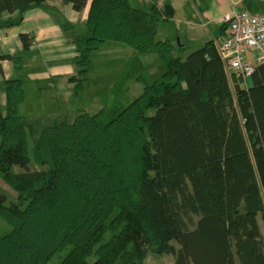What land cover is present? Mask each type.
I'll use <instances>...</instances> for the list:
<instances>
[{"label":"trees","instance_id":"16d2710c","mask_svg":"<svg viewBox=\"0 0 264 264\" xmlns=\"http://www.w3.org/2000/svg\"><path fill=\"white\" fill-rule=\"evenodd\" d=\"M46 1L0 0V14H16L12 27ZM59 1L79 12L87 4ZM172 16L169 4L90 1L67 77L74 94L105 43L161 65L157 79L135 76L139 94L107 122L104 108L21 115L22 80L4 82L0 180L16 200L7 204L0 187L10 228L0 231V264H47L68 248L58 264H144L150 253L172 254V264H264V64L247 50L243 77L218 56L226 34L182 43L168 34ZM20 41L27 49L33 36ZM4 59L21 66L0 54V75Z\"/></svg>","mask_w":264,"mask_h":264},{"label":"crops","instance_id":"0c3cea01","mask_svg":"<svg viewBox=\"0 0 264 264\" xmlns=\"http://www.w3.org/2000/svg\"><path fill=\"white\" fill-rule=\"evenodd\" d=\"M90 1L87 0L84 9L79 12L70 4L48 0L40 5H33L23 14L22 20L12 27H7V24L15 19L16 14L11 16L8 13L0 14V54L18 55L21 58L20 68H14L8 59L1 61L2 108L5 106L4 82L9 78H19L24 87V100L18 106L21 115L39 116L70 110V83L67 77L74 72L72 60L76 55L75 40L82 34L79 28L84 27L85 30ZM128 2L142 10H147L154 4L171 5L173 16L167 24L169 36L178 39L179 42H191L196 46L207 40L218 41L226 34L227 28L220 30V26L224 15L232 6V0H128ZM236 8L244 9L251 14L264 15V0H243ZM177 24L183 27L182 39L175 27ZM21 34L33 36V42L27 49L22 48ZM130 53L134 54L132 51ZM248 53L250 60H253V52ZM132 63L136 67L139 65L133 60Z\"/></svg>","mask_w":264,"mask_h":264},{"label":"rangeland","instance_id":"374dc122","mask_svg":"<svg viewBox=\"0 0 264 264\" xmlns=\"http://www.w3.org/2000/svg\"><path fill=\"white\" fill-rule=\"evenodd\" d=\"M175 27L180 39H182L183 27H181V24H177ZM79 30L82 31V34H79L78 37L83 38L85 36L83 34L85 32L84 27L79 28ZM130 52L131 49L125 45L105 43L101 46L93 54L89 67L91 76L89 80L84 82V89L74 94L73 84H70V110L84 109L93 114L104 108L102 119L107 122L139 94L142 84L133 81L137 74L142 73L147 81L160 77L161 65L159 61L157 62L155 55L140 56L135 54L133 56L134 54L131 55ZM132 60L134 63L139 64L138 67L132 63ZM144 65L147 67L143 68ZM73 69L74 72L77 70L75 65ZM0 187L7 196V204L16 200V193L1 180ZM9 229V226L0 221V231L2 233L8 232ZM68 249L56 254L47 264H58ZM87 259L88 262H92L94 257L89 256ZM172 262L173 255L167 253H150L143 260L144 264H172Z\"/></svg>","mask_w":264,"mask_h":264},{"label":"built area","instance_id":"2783aa9c","mask_svg":"<svg viewBox=\"0 0 264 264\" xmlns=\"http://www.w3.org/2000/svg\"><path fill=\"white\" fill-rule=\"evenodd\" d=\"M223 22L227 32L216 45L218 56L228 69L234 68L238 74L247 77L252 72V65L244 55L247 50H252L255 59L264 64V15L237 11L231 7Z\"/></svg>","mask_w":264,"mask_h":264},{"label":"bare ground","instance_id":"6f19581e","mask_svg":"<svg viewBox=\"0 0 264 264\" xmlns=\"http://www.w3.org/2000/svg\"><path fill=\"white\" fill-rule=\"evenodd\" d=\"M170 19H171V18H170ZM170 19H169V20H170Z\"/></svg>","mask_w":264,"mask_h":264},{"label":"water","instance_id":"95a60500","mask_svg":"<svg viewBox=\"0 0 264 264\" xmlns=\"http://www.w3.org/2000/svg\"><path fill=\"white\" fill-rule=\"evenodd\" d=\"M178 40V39H177ZM178 42V41H177Z\"/></svg>","mask_w":264,"mask_h":264}]
</instances>
